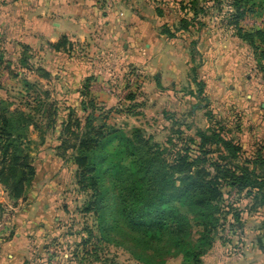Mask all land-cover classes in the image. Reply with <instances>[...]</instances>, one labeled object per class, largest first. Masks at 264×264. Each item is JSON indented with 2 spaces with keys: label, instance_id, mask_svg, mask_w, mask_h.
Segmentation results:
<instances>
[{
  "label": "rangeland",
  "instance_id": "1",
  "mask_svg": "<svg viewBox=\"0 0 264 264\" xmlns=\"http://www.w3.org/2000/svg\"><path fill=\"white\" fill-rule=\"evenodd\" d=\"M43 1L0 0V107L3 104L10 110L27 112L24 103L39 97L44 108L56 102L61 110H74V116L81 120L91 112V108L83 113L80 104L84 102L88 106L93 103L97 109L92 118H96L97 124L105 122L126 134L138 129L143 137L150 136L151 142L159 144L174 136L173 131L184 132V136L195 135L197 129L205 130L209 125L216 130L220 128L223 138L238 143L245 156L251 155L255 148L259 149L258 142L264 143V108L261 107H264V79L262 72L257 69L260 63L264 66V59L252 55L246 46L238 48L236 43L223 44V47H208L205 43L211 35H224L225 32L213 28L210 35L201 36L202 39L206 38L197 46L203 65L197 69L195 85H191V66H176L177 60L173 55H187L186 48L190 41L187 37L196 38L195 33L184 34V41L175 40L171 52L168 45L157 51L158 55H168L167 64L170 67L183 71V76L179 77L168 75L166 67L160 69L156 64L152 66L150 60L140 59L138 54L143 56L145 52L143 46L140 48L139 45V49L129 46L128 50H124V44L129 45L128 36L116 35L115 40L105 41L102 31L95 34L88 43L90 49L69 34L70 39L77 43L71 55L57 53L45 57L43 47L46 45L52 50L48 42L36 43L38 45L31 48L20 41V37H27L34 29L37 21L35 18L42 12L39 10ZM157 1L148 0L149 11H154L158 6L168 13V10L174 8L171 2ZM251 4H260L261 9L248 16L244 28L264 33V0H250L249 6ZM164 21L168 25L172 24L175 21L173 14H168L165 20H158L154 16V26L157 25L158 29ZM10 34L14 35L17 43L27 46L29 50L21 51L18 46L10 44ZM148 52L146 58L152 56L150 50ZM43 69L49 73L47 78L41 76ZM198 89L202 93L199 94ZM129 94L134 96L133 101L127 99ZM39 113L34 109L31 113L36 115L33 120L44 123V119L37 116ZM66 113V110L60 111L61 116ZM207 113L212 117L210 122L206 119ZM188 127L190 130L186 132ZM57 135L46 133L45 142L41 145L39 132L30 135L33 140L35 170L31 185L35 186V190L37 186L44 185L37 192L44 196L50 194L45 201L54 204L58 210V238H52L49 242L53 247L52 264H103L96 262V256H99L100 261L114 259L117 264H142L112 244L106 246L101 255L95 256L91 251L97 244L95 238L84 246L85 233L74 234L84 226L91 229L94 222L89 215L81 213L82 205L88 198L77 191L78 186L73 178L74 167L64 162L55 151L59 145ZM52 148L55 153L49 151ZM52 155L58 156L56 161L50 157ZM224 193V210L220 213L221 217L219 215L221 221L215 229L210 230L211 227H208L204 231L195 217L188 214L180 204L176 205L180 212L187 214L190 222L188 250H207L208 243L212 245L197 262L192 261L191 256L175 250L160 264H213L214 261L230 264L240 256L241 250L264 248V205L259 204L262 196L230 189L224 190ZM4 213L9 214L8 211ZM70 232H73L70 236H64ZM93 232L96 234L95 228ZM260 239L263 241L260 242Z\"/></svg>",
  "mask_w": 264,
  "mask_h": 264
},
{
  "label": "trees",
  "instance_id": "2",
  "mask_svg": "<svg viewBox=\"0 0 264 264\" xmlns=\"http://www.w3.org/2000/svg\"><path fill=\"white\" fill-rule=\"evenodd\" d=\"M157 2L174 5L168 13L158 6L154 8L158 20H165L168 14H173L175 19L170 25L161 23L160 36L184 41V34L197 35L187 37L190 41L186 48L194 85L197 69L202 65L197 46L203 40L201 36L213 28L237 38L252 55L264 59V33L244 28L248 16L261 9L260 4L249 6L250 0ZM10 44L21 51L29 50L17 41L10 40ZM75 45L68 35L48 43L55 53L68 55ZM1 60L0 57V63ZM257 67L264 79V66L260 63ZM41 71L42 77L49 76L44 69ZM198 93H202L200 89ZM127 99L133 101L134 96L129 94ZM44 107L39 97L24 103L27 112L10 110L1 104L0 186L9 201L21 200L35 177L31 133L39 132V145L44 144L46 133H58L59 145L55 151L74 167L77 191L88 198L81 213L89 215L94 222L91 229L84 226L74 234L85 233L84 246L95 238L97 244L91 250L95 256L112 244L142 264H160L175 250L197 262L212 244L208 243L207 250H188L191 226L187 214L180 212L177 204L195 217L204 231L208 227L215 229L221 221L224 190L262 196L259 204L264 205V147L255 148L251 155L245 156L238 143L223 138L221 129L216 130L212 125L205 130L197 129L195 135L184 136V132L173 131L174 136L159 144L151 142L150 136L143 137L138 129L126 134L105 122L97 124L96 118H92L97 109L93 103L80 104L83 113L91 108L81 120L74 116V110H61L56 102L48 104L47 109ZM34 109L40 112L37 116L44 123L33 120ZM65 110L67 113L61 116L60 111ZM206 119L211 121L210 113ZM189 130L188 127L186 132ZM95 259L103 264H117L114 259L100 261L99 256Z\"/></svg>",
  "mask_w": 264,
  "mask_h": 264
},
{
  "label": "crops",
  "instance_id": "3",
  "mask_svg": "<svg viewBox=\"0 0 264 264\" xmlns=\"http://www.w3.org/2000/svg\"><path fill=\"white\" fill-rule=\"evenodd\" d=\"M147 3L148 0H44L39 10L42 12L35 18L37 21L34 29L27 37H20V41L35 48L38 45L36 43H55L62 35L70 34L80 43H85L86 48L90 49L88 43L93 40L95 34L101 31L105 41L115 40L116 35H126L129 45L124 44V50H128L129 46H135L138 49L139 45L140 48L143 46L145 52L142 54L143 56L138 54L140 59L150 60L152 66L156 64L160 69L166 67L168 75L172 77L183 76L181 69L179 71L167 64L168 55L161 56L157 53L164 48V45H168L171 52L176 41L167 40L159 35L158 26H154V11L153 9L149 11ZM206 34L210 35V33ZM8 37L15 41L13 34ZM15 37L19 38L18 35ZM208 38V41L206 38L203 39L206 40L205 43L208 44V47H223L222 45H227V43H236L238 48L244 47L237 38L225 34L211 35ZM148 50L152 56L146 58ZM43 51L45 57L57 54L46 45L43 47ZM155 56L156 59H153ZM173 56L177 60L176 66L186 67L188 65L186 54ZM190 84L194 85L192 81ZM258 144L260 147H264L263 142H258ZM49 151L54 152V149ZM50 157L55 161L58 158L57 155ZM43 187L44 185L37 186L35 190V186L31 185L26 189L21 200L12 203L0 186V264H52L53 247L49 245V242L52 238L54 240L58 238L59 223L57 222L59 220L56 218L58 210L54 204L45 201V199H49L50 194L44 196L37 192L38 188ZM5 211H8L9 214H5ZM64 236L70 235L65 234ZM243 251L241 250L240 256L235 257L236 261L234 260L230 264H264V250L245 249ZM204 263L206 262L204 261ZM213 264L218 263L214 261Z\"/></svg>",
  "mask_w": 264,
  "mask_h": 264
}]
</instances>
